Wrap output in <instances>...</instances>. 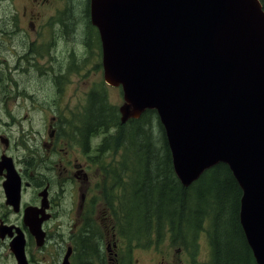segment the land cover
I'll use <instances>...</instances> for the list:
<instances>
[{"label":"water","instance_id":"obj_1","mask_svg":"<svg viewBox=\"0 0 264 264\" xmlns=\"http://www.w3.org/2000/svg\"><path fill=\"white\" fill-rule=\"evenodd\" d=\"M91 18L104 80L123 90L121 122L157 111L185 187L227 164L242 189L248 244L264 264L262 1L91 0ZM5 186L18 205L19 182ZM32 230L40 235V222ZM11 248L18 264H29L23 235Z\"/></svg>","mask_w":264,"mask_h":264},{"label":"flooded vegetation","instance_id":"obj_2","mask_svg":"<svg viewBox=\"0 0 264 264\" xmlns=\"http://www.w3.org/2000/svg\"><path fill=\"white\" fill-rule=\"evenodd\" d=\"M82 4L79 0H0V101L12 102L10 116L0 106V187L8 210L0 212V242L7 245L16 263L11 244L21 235L29 264H132L133 248L143 247L132 240V226L123 231L124 225L115 222L110 211L114 208L102 209L104 219L112 224L104 219L100 223L101 216L96 217L101 198L111 194H101L104 174L97 146L91 142V132L86 146L79 121L89 115L88 105L95 102L91 92L97 86L87 92L86 105L78 89L86 66H95L103 75L104 69L91 0ZM70 83L75 86L71 97L67 93ZM33 114L47 119L39 142L20 119L28 120ZM8 182L13 187L19 182L18 205L8 202ZM28 189L35 196L25 201ZM12 209L16 212L13 219ZM27 209L34 213L28 220ZM39 222L41 243L32 230ZM38 244L42 245L37 250L31 247ZM51 247H59L56 255L48 259L44 252L40 254ZM177 251L183 257L172 261L160 257L153 264L211 262V245L202 259L201 244L192 254L181 248Z\"/></svg>","mask_w":264,"mask_h":264},{"label":"trees","instance_id":"obj_3","mask_svg":"<svg viewBox=\"0 0 264 264\" xmlns=\"http://www.w3.org/2000/svg\"><path fill=\"white\" fill-rule=\"evenodd\" d=\"M91 96L95 102L89 103L81 128L86 146L88 132L94 137L103 134L97 145L104 174L102 196L111 194L107 202L117 223L124 225L121 229L132 226L131 238L141 246H158L168 239L170 246L191 254L206 234L210 264H257L240 221L242 189L229 166L219 163L185 187L174 171L155 109L122 123L103 84Z\"/></svg>","mask_w":264,"mask_h":264},{"label":"rangeland","instance_id":"obj_4","mask_svg":"<svg viewBox=\"0 0 264 264\" xmlns=\"http://www.w3.org/2000/svg\"><path fill=\"white\" fill-rule=\"evenodd\" d=\"M83 0H79L80 4H82ZM86 1V0H84ZM79 14L83 13V7L80 6L79 7ZM85 21H86V17H84ZM93 44V43H92ZM87 68H85L84 70V75H83V81H80V88L78 89V96L80 98V100H84V105H86V96H87V92L93 88L94 86H98L100 87L102 84L104 85V87L106 88V93H107V99L108 102H110V104L116 105V107H119L121 104H123L124 102V98H123V90L121 86H112L109 85L108 83L105 82L104 80V75L102 70H98L95 66H86ZM74 85L72 83H70L67 87V93L68 96H75V92H74ZM12 102L10 101H0V106H3V111L6 113L7 116L11 115V108ZM68 105L72 108L75 107V103H68ZM120 112V110H119ZM121 115V113H120ZM25 122V127L28 128L30 130V134L32 135V139H34V141L39 142L41 140V134L39 133V131L43 130V126L44 124H46L47 119L46 118H42L41 115L39 114H33V117L31 116L28 120H25L24 118H20ZM43 119L45 120V122L43 121ZM82 118L80 119L79 123L81 126H83L82 124ZM130 120V119H129ZM128 120V121H129ZM5 121H8V118H5ZM127 121V122H128ZM49 122V121H48ZM5 131L6 128H5ZM17 128L16 130H14V133L17 135ZM91 142L94 146H97L100 142L101 139L103 137V134H99L97 136H91ZM22 142V141H21ZM104 184V179L102 181V186ZM101 190L104 191L105 194V190L103 189V187H101ZM100 190V191H101ZM101 191V194H102ZM34 193L31 192L30 189L27 190V192H25V196H24V200H33L34 196L32 197ZM32 197V198H31ZM4 196H2V192H1V187H0V212L1 211H5L6 207L3 206V202H4ZM101 210H99L98 214L96 215V217H100V223L102 222V219H104L106 216L103 214V210L109 208V203L107 202V198L105 200V197L101 198ZM68 209L70 208V204L67 207ZM111 208V207H110ZM103 209V210H102ZM8 211V210H6ZM111 212H113V216L115 218V222L116 221V217L114 214V210H110ZM15 213V215H12V219L16 217V212H14V210H11V214ZM27 215L29 214H34L30 209L29 211L26 212ZM103 215V216H102ZM97 219V218H96ZM104 222H106L107 224H112L111 220H105ZM103 222V223H104ZM71 223L70 218L68 217L66 219V224L69 226ZM119 225V223H117ZM130 227V226H129ZM120 227L118 226L117 229H119ZM40 229V228H39ZM69 229L66 228L65 229V233H68ZM41 233V231H40ZM43 234V233H41ZM201 247H202V252L199 254V258L202 259L203 257H205V254L207 252V248H210V244H209V239L207 237V235L205 234V237L200 238L199 240ZM134 246L136 245V243H134ZM42 244H38L36 246H31V247H35V250L38 249L39 246H41ZM146 245V244H145ZM60 247V246H59ZM58 248H49L48 250H42L40 251V254L42 252H44L47 255V258L49 259L50 256L52 255H56V253L58 252ZM102 249L104 250L103 246ZM133 250L135 251L134 256L132 258V264H136V258H139V262L138 264H153V263H157V261L159 260V258H163L166 259L167 261H172V260H177L178 258H181L183 256H179L178 251L175 247L170 246L168 239H165V241L161 244H159L158 246L155 243L152 244H148L147 246H143L142 248H133ZM166 261V262H167ZM0 264H17L15 261L12 260L11 255L9 254V250L7 249V245L6 244H2L0 242ZM53 264H59V262L57 261L56 263Z\"/></svg>","mask_w":264,"mask_h":264},{"label":"bare ground","instance_id":"obj_5","mask_svg":"<svg viewBox=\"0 0 264 264\" xmlns=\"http://www.w3.org/2000/svg\"><path fill=\"white\" fill-rule=\"evenodd\" d=\"M100 32V31H99ZM101 36V35H100ZM37 235V238H38V241L40 242L41 240V236L39 234H36Z\"/></svg>","mask_w":264,"mask_h":264}]
</instances>
